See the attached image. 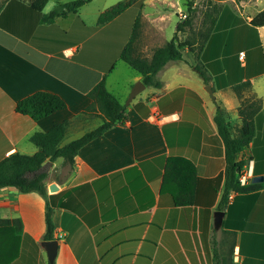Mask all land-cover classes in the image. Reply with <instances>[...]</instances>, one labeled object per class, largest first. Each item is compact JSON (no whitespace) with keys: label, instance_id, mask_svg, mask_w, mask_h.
<instances>
[{"label":"crops","instance_id":"0c3cea01","mask_svg":"<svg viewBox=\"0 0 264 264\" xmlns=\"http://www.w3.org/2000/svg\"><path fill=\"white\" fill-rule=\"evenodd\" d=\"M179 1L140 2L138 54L151 58L155 49L167 43L156 45L171 9L181 20ZM253 1L213 2L212 6L230 3L232 8L220 13L203 50L187 49L183 60L170 62L159 73L161 88L146 86L129 104L121 101L116 90L127 100L133 86L143 82L139 73L130 67L122 86H110L112 75L125 69L124 61L117 60L114 69L105 73L75 59L86 40H76L83 30L77 29L78 35L73 38L62 32L68 33L77 19L87 28L97 26V22L90 24L83 19L81 8L55 21L60 32L53 24H41L46 7L39 14L29 8L28 0L8 1L3 6L0 162L14 153L35 154L38 149L30 141L32 135L47 132L57 124L71 122L64 144L78 139L76 134L96 128L99 119L82 117V111L92 103L88 93L97 85L105 83L126 106L125 119L85 145L72 166L63 165L62 159L52 162L45 180L47 201L37 192L0 189V219L19 218L23 224L21 257L13 264H45L47 255L41 242L46 231L47 202L54 210L56 264H264V181L258 191L233 193L221 210L222 226L217 229L214 225L223 193L219 176L226 167L224 144L214 118L219 105L226 110L232 126L236 124L229 116L234 115L241 125V99L233 86L247 81L251 90L242 91V95L260 99L262 109L254 118L255 137L238 160L249 161L246 168L251 172L250 181L264 177V170H258L252 161L250 150L258 138L259 118L264 115V26L249 24L243 29L239 18V9ZM257 1L261 6H255L249 23L264 9V1ZM146 6L160 7L156 13L144 14ZM183 12L188 15V10ZM145 20L152 27L149 40H143ZM183 35L179 34L182 41ZM191 54L198 60H192ZM199 65L205 69L207 84L196 70ZM207 86H211L214 97ZM39 91L59 95L67 107L37 121L16 111L20 100ZM170 157L188 158L196 166L198 179L187 197L191 201L188 204H175L178 188L173 181L164 182ZM27 176L32 178L34 174ZM53 183L58 190L51 192ZM214 248L218 252L216 262Z\"/></svg>","mask_w":264,"mask_h":264},{"label":"trees","instance_id":"16d2710c","mask_svg":"<svg viewBox=\"0 0 264 264\" xmlns=\"http://www.w3.org/2000/svg\"><path fill=\"white\" fill-rule=\"evenodd\" d=\"M19 3L21 0H3L0 4V11L7 2ZM92 0H73L59 2L47 14L41 16V24H53L58 18L66 17L68 14L77 13L80 8ZM223 0H210L209 10L205 14L203 22L204 30L199 31L200 44L196 40H180L179 34L192 29L193 23L191 14L194 10L193 0H187L188 15L185 19L178 21L173 38L164 46L154 50L151 58H145L137 53V42L142 33V0H124L104 10L98 17L97 26L87 28L81 20L77 19L72 29L63 35L73 38L78 35L79 29L83 33L76 39L85 40L82 49L75 59L100 69L105 73L111 72L117 60L127 63L134 71L143 78L147 87L161 88L163 82L159 79V73L165 69L170 62L184 59L185 51H195L199 45L198 52H201L206 45L218 18V6H212L213 2ZM49 0H28L29 8L41 13L47 6ZM140 3L135 7V4ZM212 6V7H211ZM140 8V10H138ZM250 24L254 27L264 26V9L258 13ZM78 32L76 34V31ZM81 36V37H80ZM35 43V40H34ZM200 77L208 83V77L203 67L196 66ZM234 91L241 99L239 107L240 126H232L228 120L227 112L221 106H217L215 123L218 133L224 144V156L226 167L219 176L223 180V193L218 208L225 210L230 196L233 193H252L262 189V183L248 181L242 183V176L248 161L238 160L241 153L252 143L256 128L255 116L262 109V102L255 96L243 99L242 91H250L251 83L243 82L233 86ZM88 97L92 103L82 111V117L99 119V125L87 131L78 139L64 144L68 126L71 122H64L55 125L47 132H37L32 135L30 141L37 147L33 155L14 153L0 162V189L14 188L20 193L37 192L47 201V187L45 180L48 173L44 172L29 178V173L39 170L48 160L56 162L63 160V165L72 166L79 151L91 141L99 138L110 130L116 122L125 119L126 106L107 90L105 83L97 85L89 93ZM254 98V99H252ZM67 107L64 99L59 95L50 92L39 91L22 100L16 105V111L23 115L30 116L37 121L54 114ZM249 131L246 132L245 128ZM197 171L194 162L184 157H170L165 168L164 182L173 181L178 194L175 204H188V196H191L197 182ZM53 208L47 202L46 207V231L44 241L55 240V224L53 219ZM23 239V224L21 219H0V264H13L20 257V244ZM214 261L218 259L217 249L213 250ZM50 264V263H48ZM56 264V262L54 263Z\"/></svg>","mask_w":264,"mask_h":264},{"label":"rangeland","instance_id":"374dc122","mask_svg":"<svg viewBox=\"0 0 264 264\" xmlns=\"http://www.w3.org/2000/svg\"><path fill=\"white\" fill-rule=\"evenodd\" d=\"M69 1H73V0H61L60 2H69ZM120 1H124V0H93L91 3L85 5L84 7H82L80 9V15L83 17V19L90 24H95L97 22L99 13H101L102 11L108 9L109 7L117 4ZM264 1V0H263ZM3 2V0H0V4ZM57 2H59L58 0H49L48 5L45 8V12L48 13L50 12L54 6L57 4ZM193 2L197 3L192 14H191V18H192V23H193V27L192 29H186V32L183 33L184 35L182 36L183 40H196L198 42V44H200V40L201 38L198 35V32L203 31L205 28L203 26V22L205 20V14L206 12L209 10L208 7V0H193ZM178 5L181 7V11H187V0H180L178 2ZM261 6L259 4V2L257 0H254L253 3H251V5H249L247 8L245 7H241L240 10V20H241V24H243V29H248L249 28V21H248V16L252 15V13L255 11V6ZM160 6L157 7H151V6H146L143 9V13L147 14V13H156L157 8H159ZM218 9V17L220 15L221 12H223V10L225 8H232L230 3H226V4H222V5H218L217 7ZM162 10V7L160 8ZM140 10V8L138 9ZM170 14L168 15V20H166L162 25V31L160 34V39H158L156 41V45L159 44L158 46L163 45L164 43L170 41L174 34H175V26L176 23L178 21V17H177V13L174 12L173 9H171ZM143 40H149L151 39L152 36V27L148 24V21H144L143 24ZM160 40V42H159ZM199 45L195 46V51L194 52H198V47ZM244 51L247 53V46L244 47ZM189 57L192 60H198L195 58V56H193V54L189 55ZM123 68H125L122 71H117L114 75H112L110 81H109V85L110 86H122V84L124 83V80L126 78V73L131 72V68L128 64L126 63H122ZM202 65H199V67H201ZM126 71V72H125ZM118 89H120L118 87ZM117 95L120 97L121 101L123 103H127L128 99L125 100L123 94L120 92V90H116ZM248 95L250 93H247ZM254 96V95H253ZM244 100H247L248 97H245V95L243 96ZM254 99V98H252ZM232 122L234 124H236L235 126H239L238 124V120L236 118V115L230 117ZM258 128H259V134H258V138L255 139L254 141V146L250 148L251 150V158L252 161L254 163H256L257 169L258 170H264V115H262L259 118V123H258ZM81 136H83V132L76 134V137L80 138ZM248 161V160H247ZM249 162V161H248ZM249 171L248 168L245 167L244 169V174H247V172ZM251 178L248 179V181H250ZM247 181V182H248ZM48 258L46 256L45 258V264H48Z\"/></svg>","mask_w":264,"mask_h":264},{"label":"water","instance_id":"95a60500","mask_svg":"<svg viewBox=\"0 0 264 264\" xmlns=\"http://www.w3.org/2000/svg\"><path fill=\"white\" fill-rule=\"evenodd\" d=\"M146 88V85L143 82H138L133 86V88L130 91V94L128 96V102L129 104L137 95H139L144 89ZM207 90L210 93L212 97H214L213 91L211 86H207ZM49 166H52V162H46L39 170L32 172L34 176L39 175L44 172L49 171ZM264 181L263 176H256L252 179V183H262ZM49 190L51 192L58 190V186L56 183H53L49 186ZM224 218V212L219 210L215 213V228H220L223 223ZM42 248L45 250L48 262L50 264H54L56 261V257L58 255V241L52 240V241H42L41 242Z\"/></svg>","mask_w":264,"mask_h":264},{"label":"built area","instance_id":"2783aa9c","mask_svg":"<svg viewBox=\"0 0 264 264\" xmlns=\"http://www.w3.org/2000/svg\"><path fill=\"white\" fill-rule=\"evenodd\" d=\"M179 15L181 16V19H185V18L187 17V16L184 14L183 11H179ZM241 57H244V55L241 54ZM249 178H251V172H250V170L247 172V174H244V172H243L242 176L240 177V181H241L242 183H246V182L248 181Z\"/></svg>","mask_w":264,"mask_h":264}]
</instances>
